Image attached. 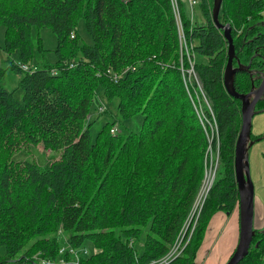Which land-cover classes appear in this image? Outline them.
I'll list each match as a JSON object with an SVG mask.
<instances>
[{
  "label": "trees",
  "instance_id": "1",
  "mask_svg": "<svg viewBox=\"0 0 264 264\" xmlns=\"http://www.w3.org/2000/svg\"><path fill=\"white\" fill-rule=\"evenodd\" d=\"M213 6L214 0H201L202 22L190 23L186 5L183 16L196 73L218 119L220 167L201 224L171 264H194L214 215L238 216L239 210L234 159L242 102L224 86L229 43L213 22ZM81 20L90 43L77 31ZM219 22L231 30L234 68L244 67L234 88L248 94L264 77V0H222ZM0 27L8 63L0 66V264L32 261L36 254L55 258L63 240L93 247L82 264H144L162 257L196 196L206 150L179 69L170 1L0 0ZM43 28L57 37V59L23 71L36 52L47 51ZM7 70L23 74L22 101L1 84ZM102 97L118 101L122 118L141 115L140 131L113 134L115 123L107 122L93 137L89 117ZM263 111L264 96L255 114ZM258 139L250 134V142ZM37 145L59 153L47 168L13 160ZM254 232L239 264H264V231Z\"/></svg>",
  "mask_w": 264,
  "mask_h": 264
},
{
  "label": "rangeland",
  "instance_id": "2",
  "mask_svg": "<svg viewBox=\"0 0 264 264\" xmlns=\"http://www.w3.org/2000/svg\"><path fill=\"white\" fill-rule=\"evenodd\" d=\"M195 20L196 22L203 21L199 7L195 8ZM77 31L84 42H91L84 20L79 22ZM4 32L5 28L0 27V66L2 68H5L8 65L7 54L3 50ZM39 34L43 41V46L47 51L45 52L44 56L39 52L35 53L34 60L32 63H30V68L32 70L37 69V67L44 66V62L53 64L57 59V56L54 52L55 48L57 47L56 35L47 28L41 29ZM32 40L34 45L37 46V30H33ZM12 58L16 61L18 60L17 51L12 54ZM22 77V73H17L13 70H7L1 80V84L4 88H6L8 91H14V97L18 101H22L23 96L22 90L19 88V82ZM117 104V100L108 101L104 97L96 98L95 108L89 117V121L93 122L90 125V131L93 137H95V135L107 122L115 123V134L140 131L143 117L141 115H137L133 118H122L120 116ZM101 105H104L107 108V111L100 112L99 107ZM251 134L252 136H256L257 139L259 138L258 140L253 141V144L248 147L246 154L249 163L250 179L254 191L253 229L254 231H264V111L254 114L251 122ZM58 156V152H52L51 150H46L41 145H37L21 149L14 155L13 160L22 162H35L40 166L41 169H44L47 168L46 166H48L52 160ZM229 216L230 215L224 211H218L211 219L208 229L205 232L203 242L195 258L194 264H226L230 253L233 252L237 246L236 241L228 244L232 230ZM234 217V229L235 231L238 230L239 236V210L238 218L237 212H234ZM199 224L201 223H198V225ZM140 245L141 244L138 246L139 249L142 247V245ZM88 249L91 252L93 251V247L91 245H88ZM3 254L4 249L0 247V255Z\"/></svg>",
  "mask_w": 264,
  "mask_h": 264
},
{
  "label": "built area",
  "instance_id": "3",
  "mask_svg": "<svg viewBox=\"0 0 264 264\" xmlns=\"http://www.w3.org/2000/svg\"><path fill=\"white\" fill-rule=\"evenodd\" d=\"M169 1L179 40V69L185 90L205 135L206 150L202 180L179 233L166 254L144 264H171L176 258L183 255L201 219L210 193L215 185L220 166L221 137L218 119L210 98L196 73L194 43L188 38L183 16V5H186L188 8L186 17L190 20V23H193L195 20V8L199 7L201 0ZM20 68L26 72L30 69L27 65H21ZM53 73L56 74V71ZM114 78L116 79L117 75H114ZM105 110L106 107L104 105L99 107L100 112H105ZM111 132L115 134L116 129L113 128ZM90 254L91 251L88 247H74L63 240L55 258H44L40 254H36L33 255L32 261H15L14 264H82V261L89 258Z\"/></svg>",
  "mask_w": 264,
  "mask_h": 264
},
{
  "label": "water",
  "instance_id": "4",
  "mask_svg": "<svg viewBox=\"0 0 264 264\" xmlns=\"http://www.w3.org/2000/svg\"><path fill=\"white\" fill-rule=\"evenodd\" d=\"M222 0H214L213 6V22L216 27L224 31V36L229 43L228 61L224 72V86L227 93L242 102V125L235 146L234 172L239 191V239L235 251L226 264H239L249 253L253 237L255 235L253 229V185L250 179L249 163L247 158L248 147L253 144L250 142L251 122L255 114V107L259 100L264 96V77L261 85L254 88L248 94H239L234 88V76L237 71L243 70L244 67L239 65L237 68L233 66L235 59V47L231 37V30L228 25H222L219 22V13Z\"/></svg>",
  "mask_w": 264,
  "mask_h": 264
},
{
  "label": "crops",
  "instance_id": "5",
  "mask_svg": "<svg viewBox=\"0 0 264 264\" xmlns=\"http://www.w3.org/2000/svg\"><path fill=\"white\" fill-rule=\"evenodd\" d=\"M234 212L232 213V214H230V216H229V221H230V224L232 225V230H231V234H230V238H229V242H228V244L229 243H233V242H237V244H238V239H239V236H238V230H236L235 231V229H234V224H233V221H234ZM237 218H238V216H237ZM238 221H239V219H238ZM236 224H237V219H236ZM238 229V228H237Z\"/></svg>",
  "mask_w": 264,
  "mask_h": 264
}]
</instances>
